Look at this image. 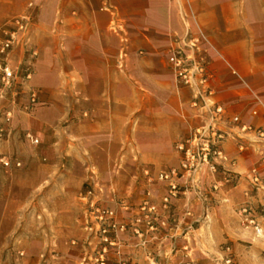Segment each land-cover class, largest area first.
I'll list each match as a JSON object with an SVG mask.
<instances>
[{
	"label": "crops",
	"instance_id": "1",
	"mask_svg": "<svg viewBox=\"0 0 264 264\" xmlns=\"http://www.w3.org/2000/svg\"><path fill=\"white\" fill-rule=\"evenodd\" d=\"M89 1L0 0V22L30 18L27 33L9 58L12 67L30 65L33 70L20 97L29 89L49 96V110L56 118L62 111L53 98L62 93L68 98L63 154L57 152L63 142L53 141L50 150L55 154L48 160L52 166L40 163L38 170L27 169L28 159H23L19 160L23 169L0 170V264H82L85 259V264H95L92 258L103 246L86 229L82 186L91 185L93 199L116 210L117 223L130 225L147 192L159 207L167 194L164 183L146 181V172L156 176L179 167L175 145L205 120L190 106L191 91L175 80L168 62V48L176 37L183 39L185 28H129L115 12L109 17L114 28L91 25ZM198 1L199 21L215 51L202 45L195 56L205 59L212 100L224 108L219 124L227 160L219 162L216 173L205 170L199 193L188 191L171 201L165 211L166 228L151 231L141 222L139 236L131 225L120 232L118 249L109 248L105 255L107 264H224L226 247L232 264L264 262V238L245 228L238 214L248 204L264 225V188H255L249 175L257 168L264 178L260 154L264 145L255 133L264 128V110L252 98L254 93L264 102V0ZM48 2L58 25L39 28ZM191 29L194 34L195 28ZM62 48L65 70L58 59ZM79 101L82 108L76 104ZM37 107L38 102L33 113H41ZM255 109L257 115L252 114ZM234 116L239 123L232 121ZM242 126L252 130L243 131ZM13 172L42 179L27 185L24 180L13 181ZM122 178L128 183L122 184ZM73 184L75 189L69 191ZM42 185L47 188L40 190ZM23 188L35 195L34 200L9 201L11 191ZM53 189L72 201L47 202L46 194ZM77 204L80 215L69 214ZM30 214H37L33 231L27 229Z\"/></svg>",
	"mask_w": 264,
	"mask_h": 264
},
{
	"label": "built area",
	"instance_id": "2",
	"mask_svg": "<svg viewBox=\"0 0 264 264\" xmlns=\"http://www.w3.org/2000/svg\"><path fill=\"white\" fill-rule=\"evenodd\" d=\"M30 23L29 16H18L0 22V101L8 96L14 100L23 93L24 84L31 79L33 70L30 65L12 67L10 64V54L15 45H17L20 37L25 36ZM213 48L207 36L201 28H196V33H192L191 28H185L183 39L177 37L171 43L168 52V62L172 68L175 80L182 86L187 87L192 94L190 106L193 109L200 110L205 116L204 122L193 128L190 135L179 141L175 145L176 151L180 155V164L177 168H172L167 171H160L156 176H151L146 172V181L148 183L160 182L167 187V194L163 197L161 206L151 201L150 193L147 192L145 198L138 206L137 214L132 217L131 231L135 235H141V230L137 224L144 222L151 231H156L161 228H166L168 219L165 211L169 209L171 201L178 198L180 194L188 191L195 193L200 192V182L205 170L216 173L219 162L227 160L221 148V142L225 138L219 122L222 120L224 108L212 100L214 90L210 86V73L207 71L206 61L204 58H197L195 51H202L201 46ZM231 73L237 79L245 84L242 76L227 64ZM28 104L26 109L33 110L37 102V94L33 89H29ZM253 101L259 108L264 110V102L254 93H252ZM13 107L0 105V113L4 115V120L8 122L11 118ZM252 114L257 115V109L252 111ZM234 123H239L240 118L234 116ZM6 126L0 124V137L6 131ZM243 131L252 130L251 126H242ZM257 142L264 145V128L255 130ZM27 138L32 144L39 142L38 138L27 134ZM262 159H264V150H260ZM5 167L10 166V161L6 158L1 159ZM19 166V163H17ZM251 184L255 188H264V178H261L257 168H253L250 173ZM218 184L213 186L217 189ZM89 190L84 197L91 195ZM238 214L241 218V224L245 228H252L257 237L264 238V225H261L253 216V209L244 204L239 208ZM116 210L107 207L94 199L87 201L86 210V229L92 234H96L103 246L101 251L92 258L95 264H107L106 253L109 248L118 249L119 240L118 234L124 232L130 226L127 222L117 223ZM131 219V218H130ZM79 240H74V245L78 244ZM228 256L224 259V264H232V256L230 248H225ZM118 251V250H116ZM85 263L88 260L84 261ZM84 263V264H85ZM83 264V263H82ZM124 264V263H121ZM151 264H155L153 261ZM261 264H264L262 262Z\"/></svg>",
	"mask_w": 264,
	"mask_h": 264
},
{
	"label": "rangeland",
	"instance_id": "3",
	"mask_svg": "<svg viewBox=\"0 0 264 264\" xmlns=\"http://www.w3.org/2000/svg\"><path fill=\"white\" fill-rule=\"evenodd\" d=\"M48 2L47 12L43 16L40 21L39 28H53L56 27L58 22L55 21L54 13L52 6ZM200 4L198 0H90L89 1V10H90V19L91 25H106L105 28H114L115 24H111L110 14L113 12L118 15L123 24H126L129 28H145V25H149L155 28H203L199 21V13H200ZM123 18V19H122ZM65 16L63 15V22L61 25L65 26ZM56 23V24H55ZM55 24V25H54ZM192 30V29H191ZM203 30V29H202ZM204 32V31H203ZM196 33V31H195ZM205 34V32H204ZM206 35V34H205ZM207 36V35H206ZM208 38V36H207ZM209 39V38H208ZM210 41V40H209ZM169 49V48H168ZM215 51V50H214ZM66 50L64 48L60 49L58 52L59 62L63 63L61 67L65 70L66 66V58H65ZM218 57L221 59L222 56L216 50ZM237 71V70H236ZM37 94V102L38 108L41 109V113H33L32 110L26 109L25 106L28 104V95L25 97L18 96L14 103L12 104V98L8 96L5 100L0 101V105H7V107H13L11 118L8 122L4 120V115L0 113V124L5 127V132L0 137L1 141H4L0 145V160L2 158H7L10 161V166L5 167L0 161V170L2 167L9 169H23L24 162L21 166L19 160H27L25 161V167L27 169H36L39 167L38 165L41 163L42 167L44 166H52L48 160H50L55 152L51 149V143L55 140H59L63 142L62 145L58 146V153H62L64 149V141H65V107L67 104V96L65 93L60 94L57 98H53L54 101L57 102L59 109L62 111L58 113L59 118L54 117V114L50 113L49 106L51 98L49 96H44L41 94ZM79 108L81 107V102H76ZM82 116V114H80ZM80 131V129H79ZM27 134L38 138L39 142L37 144H32L27 138ZM63 154V153H62ZM32 158H37L40 160L38 163L35 161H31ZM19 163V166L17 165ZM39 168L40 172L43 170ZM43 171L41 172V174ZM13 181L24 180L27 185H31L34 181H40L42 176H28V177H17L16 173L13 172L12 178ZM122 184L128 183V178H122ZM72 185V184H70ZM43 187L40 190H44L47 186L42 185ZM26 187V186H25ZM24 187V188H25ZM11 191L9 194V201L21 202V201H32L34 200L35 195L29 193L28 191ZM27 188V187H26ZM67 189L69 191L74 190L73 187L68 186ZM82 190L84 191L83 195H85L89 190L92 191L91 195L86 196V200H92L94 191L91 188V185L85 183L82 186ZM60 191H64L61 190ZM57 191L53 189V191L48 192L46 194L45 200L47 202H51L55 200V198L59 201L71 200L69 196L66 197L65 192L61 193L58 196L56 195ZM82 195V196H83ZM84 197V196H83ZM78 200V198L74 199ZM99 202L98 200H95ZM54 202V201H53ZM79 202V201H78ZM83 202V201H81ZM86 202V201H85ZM15 203H13L15 205ZM100 203V202H99ZM103 204V203H101ZM104 205V204H103ZM106 205V204H105ZM79 205H74V207L69 210V214H73L75 216L80 215L82 210L78 207ZM85 206V207H84ZM83 211L87 210V203L83 205ZM46 210L45 212H47ZM53 211H61L53 210ZM34 214L29 215V224H27V229L30 231L36 230L37 226L33 225V218H36L37 214L33 217ZM78 240V239H75ZM33 248V247H32ZM35 250V249H32ZM12 259V258H11ZM87 260V259H85ZM85 262H83L84 264Z\"/></svg>",
	"mask_w": 264,
	"mask_h": 264
}]
</instances>
